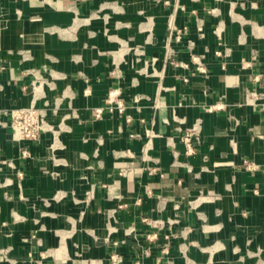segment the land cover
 <instances>
[{
    "label": "crops",
    "instance_id": "1",
    "mask_svg": "<svg viewBox=\"0 0 264 264\" xmlns=\"http://www.w3.org/2000/svg\"><path fill=\"white\" fill-rule=\"evenodd\" d=\"M0 264H264V0H0Z\"/></svg>",
    "mask_w": 264,
    "mask_h": 264
},
{
    "label": "built area",
    "instance_id": "2",
    "mask_svg": "<svg viewBox=\"0 0 264 264\" xmlns=\"http://www.w3.org/2000/svg\"><path fill=\"white\" fill-rule=\"evenodd\" d=\"M169 43L174 39L176 41L180 40L182 34L181 30L176 29L172 25L169 30ZM171 48L169 47V50ZM173 53V51H170ZM108 105L111 106L110 109H113L114 105L119 110V112H125V105L118 100L117 93H112L110 95ZM103 111L100 110L97 112V117L101 118ZM11 126L13 129V134L16 138L23 142L35 141L39 138L40 132L44 131L45 126V114L42 110L35 107H27L15 109L11 112ZM191 137H186V143H190ZM24 156L28 155V151H23ZM248 170H251L250 166H246Z\"/></svg>",
    "mask_w": 264,
    "mask_h": 264
}]
</instances>
